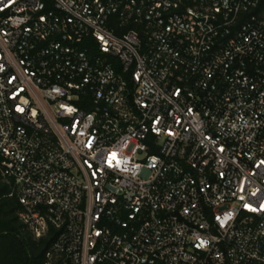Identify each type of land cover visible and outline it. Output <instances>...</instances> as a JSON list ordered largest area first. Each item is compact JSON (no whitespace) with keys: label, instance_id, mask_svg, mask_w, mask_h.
<instances>
[{"label":"built area","instance_id":"2783aa9c","mask_svg":"<svg viewBox=\"0 0 264 264\" xmlns=\"http://www.w3.org/2000/svg\"><path fill=\"white\" fill-rule=\"evenodd\" d=\"M0 157L45 264H264V0H0Z\"/></svg>","mask_w":264,"mask_h":264},{"label":"trees","instance_id":"16d2710c","mask_svg":"<svg viewBox=\"0 0 264 264\" xmlns=\"http://www.w3.org/2000/svg\"><path fill=\"white\" fill-rule=\"evenodd\" d=\"M23 211L13 185L2 176L0 157V264H45L46 253L56 240L53 229L45 237L35 239L20 220ZM53 264L63 263L57 260Z\"/></svg>","mask_w":264,"mask_h":264}]
</instances>
